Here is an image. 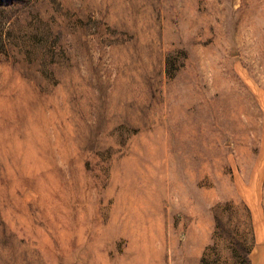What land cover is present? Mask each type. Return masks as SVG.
<instances>
[{
	"label": "rangeland",
	"instance_id": "374dc122",
	"mask_svg": "<svg viewBox=\"0 0 264 264\" xmlns=\"http://www.w3.org/2000/svg\"><path fill=\"white\" fill-rule=\"evenodd\" d=\"M264 0H0V264H255Z\"/></svg>",
	"mask_w": 264,
	"mask_h": 264
},
{
	"label": "crops",
	"instance_id": "0c3cea01",
	"mask_svg": "<svg viewBox=\"0 0 264 264\" xmlns=\"http://www.w3.org/2000/svg\"><path fill=\"white\" fill-rule=\"evenodd\" d=\"M262 252L263 253L261 255V261L259 262V259H258V261L255 259V264H264V245H263V251Z\"/></svg>",
	"mask_w": 264,
	"mask_h": 264
}]
</instances>
